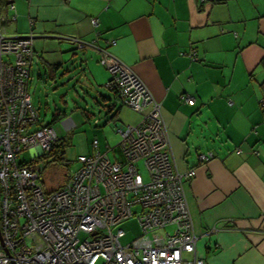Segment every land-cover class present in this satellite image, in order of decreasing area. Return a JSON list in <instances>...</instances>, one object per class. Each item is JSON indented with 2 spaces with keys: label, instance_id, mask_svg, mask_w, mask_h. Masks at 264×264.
Here are the masks:
<instances>
[{
  "label": "crops",
  "instance_id": "obj_1",
  "mask_svg": "<svg viewBox=\"0 0 264 264\" xmlns=\"http://www.w3.org/2000/svg\"><path fill=\"white\" fill-rule=\"evenodd\" d=\"M13 1L10 10L0 0V34L33 35L29 87L34 65L44 85L80 70L86 92L101 84L113 93L110 103L92 95L113 110L104 125L126 128L142 117L107 87L102 51L132 69L162 103L177 169L195 171L185 188L197 255L207 264H264V0ZM111 147L99 141L109 156Z\"/></svg>",
  "mask_w": 264,
  "mask_h": 264
},
{
  "label": "built area",
  "instance_id": "obj_2",
  "mask_svg": "<svg viewBox=\"0 0 264 264\" xmlns=\"http://www.w3.org/2000/svg\"><path fill=\"white\" fill-rule=\"evenodd\" d=\"M7 1L5 7L14 10V1ZM33 41L32 34H0V264H207L197 255L200 237L185 188L195 171L177 169L162 103L106 51L100 62L112 75L107 87L142 118L117 129L122 140L109 149L114 160L95 139L93 151L79 157L80 167L66 174L61 187L44 188L39 162L59 135L40 124L32 102ZM181 100L193 104L196 97L183 94ZM24 151L30 161L20 160ZM199 158L207 162L211 155ZM131 218L142 233L123 244L120 225ZM170 226L174 231H167Z\"/></svg>",
  "mask_w": 264,
  "mask_h": 264
},
{
  "label": "rangeland",
  "instance_id": "obj_3",
  "mask_svg": "<svg viewBox=\"0 0 264 264\" xmlns=\"http://www.w3.org/2000/svg\"><path fill=\"white\" fill-rule=\"evenodd\" d=\"M103 68L110 77L111 73L109 69L105 66ZM37 69L34 65L33 73L36 72V80L34 83L31 80L29 87L33 103L39 108L43 123L52 124L58 135L62 138L60 150L64 151V159L62 161L57 160L58 156L54 155L47 159L42 158L43 161L39 162V167L43 174L41 183L47 191H50L61 187L66 182V174H70L71 170H77L80 167L79 157L90 153V145L94 139H99L104 149H107L109 146L114 147L120 143L122 137L117 132L116 125L113 122L104 125L108 116L104 114V111L109 105L102 109L97 107L92 101V95L97 99L100 94L109 98L110 103L112 100L111 91L101 84H95L96 90H92V95L90 92H86L82 87L85 86L84 82L86 79L80 77V70L74 71V74L67 78H62L63 71H61L58 73L57 81H46L44 85L40 83L41 80L37 77ZM82 99H86V102H83ZM84 108L88 113L93 114L94 117L88 119L83 112ZM57 114H60V119H55V115ZM66 118L72 119L76 123V126H68V129L71 127L68 130L64 124ZM96 119L101 121V124L98 126L95 124ZM109 153L111 158L115 159L114 152L109 150ZM31 159L29 151H24L21 154L20 160L30 161ZM140 164L141 172L147 180V168L143 161ZM1 214L0 206V218ZM120 227L126 232L125 237L121 239L123 244H128L142 233V229L136 218L123 221ZM167 231H174V227L170 226L167 228ZM82 237H85V234Z\"/></svg>",
  "mask_w": 264,
  "mask_h": 264
},
{
  "label": "trees",
  "instance_id": "obj_4",
  "mask_svg": "<svg viewBox=\"0 0 264 264\" xmlns=\"http://www.w3.org/2000/svg\"><path fill=\"white\" fill-rule=\"evenodd\" d=\"M2 1V0H1ZM112 80V75H111V77H110V79H109V81H111ZM118 98V97H117ZM119 100V99H118ZM108 106V105H107ZM106 106V107H107ZM121 106H123L121 103H120V107ZM109 108H108V112L107 111H105L106 113H108V114H111V113H113V110H112V108L110 107V106H108ZM107 110V109H106ZM107 115V114H106ZM96 122H95V124H96V126H98V125H100L101 124V122H100V120L99 119H96L95 120ZM51 125V124H50ZM102 126H104V125H102ZM97 139V138H96ZM61 140H62V138L59 136V141L54 145V149L51 151V152H49L44 158H48V157H52V156H54V155H57L58 156V159L57 160H60V161H62L63 159H64V151L61 149L60 150V148H61ZM95 140V139H94ZM93 140V141H94ZM92 146H93V142H92Z\"/></svg>",
  "mask_w": 264,
  "mask_h": 264
},
{
  "label": "water",
  "instance_id": "obj_5",
  "mask_svg": "<svg viewBox=\"0 0 264 264\" xmlns=\"http://www.w3.org/2000/svg\"><path fill=\"white\" fill-rule=\"evenodd\" d=\"M82 43V45L79 43V46H77V49H83V48H85L86 47V43H83V42H81Z\"/></svg>",
  "mask_w": 264,
  "mask_h": 264
}]
</instances>
